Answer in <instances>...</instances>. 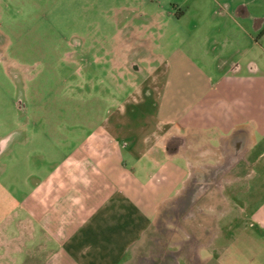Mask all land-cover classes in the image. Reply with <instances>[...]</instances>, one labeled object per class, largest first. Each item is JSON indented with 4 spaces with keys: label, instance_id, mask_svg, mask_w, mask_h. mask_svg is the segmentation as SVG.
Instances as JSON below:
<instances>
[{
    "label": "rangeland",
    "instance_id": "1",
    "mask_svg": "<svg viewBox=\"0 0 264 264\" xmlns=\"http://www.w3.org/2000/svg\"><path fill=\"white\" fill-rule=\"evenodd\" d=\"M249 15L264 17V0H0V140L25 133L0 158V253L9 264L27 248L22 200L40 166L108 132L122 145L142 144L162 120L203 110L218 92L224 114L218 56L220 68L235 60L245 74L255 63L264 80V18ZM236 94L251 95L240 86ZM174 169L170 179L157 176L168 191L182 175ZM218 200L207 194L206 212L189 217L182 204L161 207L127 264H187L183 239L208 241ZM29 243L31 255L47 254L37 239Z\"/></svg>",
    "mask_w": 264,
    "mask_h": 264
},
{
    "label": "crops",
    "instance_id": "2",
    "mask_svg": "<svg viewBox=\"0 0 264 264\" xmlns=\"http://www.w3.org/2000/svg\"><path fill=\"white\" fill-rule=\"evenodd\" d=\"M249 17L253 22L261 18ZM217 58V68L227 79L230 109L227 105L224 114L216 112L221 102L227 103L218 92L203 110L184 113L177 121L162 120L142 144L133 140L122 145L108 132L67 148L66 158L40 166L22 200L21 236L27 248L19 264H127L161 207L177 211L182 204L188 217L204 214L201 201L210 193L219 198L217 231L215 226L207 230L205 243L183 239V247L195 248L191 254L183 248L182 258L187 264L192 254L202 264H264L262 70L251 63L245 74L235 60L220 68L224 57ZM239 86L251 95L238 96ZM240 108H245L244 116ZM24 135L18 130L1 138L0 158ZM209 152L213 154L206 157ZM174 167L182 175L168 191L157 176L170 179ZM145 197H151L146 204ZM36 239L47 254L31 255L29 242ZM9 262L0 253V264Z\"/></svg>",
    "mask_w": 264,
    "mask_h": 264
}]
</instances>
